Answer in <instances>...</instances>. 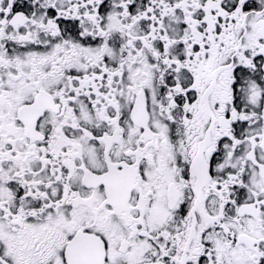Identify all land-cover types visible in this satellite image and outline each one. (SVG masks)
<instances>
[{
	"label": "snow or ice",
	"instance_id": "6c2138e0",
	"mask_svg": "<svg viewBox=\"0 0 264 264\" xmlns=\"http://www.w3.org/2000/svg\"><path fill=\"white\" fill-rule=\"evenodd\" d=\"M0 264H264V0H0Z\"/></svg>",
	"mask_w": 264,
	"mask_h": 264
}]
</instances>
